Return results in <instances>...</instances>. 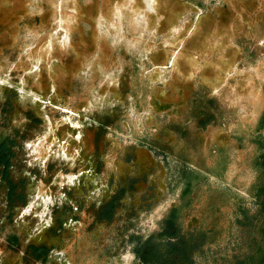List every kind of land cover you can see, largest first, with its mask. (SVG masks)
Wrapping results in <instances>:
<instances>
[{
	"label": "rangeland",
	"instance_id": "1",
	"mask_svg": "<svg viewBox=\"0 0 264 264\" xmlns=\"http://www.w3.org/2000/svg\"><path fill=\"white\" fill-rule=\"evenodd\" d=\"M17 129L13 262L142 264L181 204L212 234L196 264H236L263 237L264 0H0V140Z\"/></svg>",
	"mask_w": 264,
	"mask_h": 264
},
{
	"label": "trees",
	"instance_id": "2",
	"mask_svg": "<svg viewBox=\"0 0 264 264\" xmlns=\"http://www.w3.org/2000/svg\"><path fill=\"white\" fill-rule=\"evenodd\" d=\"M19 135L20 130L17 129L13 134H6L0 140V174L2 181L8 185V205L6 208L11 213L14 211L17 200L22 201L24 205L27 204V198L22 188L24 180L22 177L15 179L11 170L14 166L18 165L19 159H16L15 144L18 141ZM260 160L264 165V153L261 155ZM19 187L22 189V192L17 191ZM258 187L257 200L262 211H264V183L259 184ZM117 199L118 197L115 195L110 201L105 202L101 206L102 215L110 216ZM180 208L181 204L171 206L161 221V229L137 244V255L142 264H196L193 258L194 250L201 247L206 238H212V234L211 236L207 235L206 231L198 230L193 225H188L187 229H183L178 220ZM261 230L263 233L261 240L253 241L256 249L252 253L245 252L244 254L239 253L235 255L234 260L236 264H261L263 262L264 221ZM224 262L229 264V259H224Z\"/></svg>",
	"mask_w": 264,
	"mask_h": 264
},
{
	"label": "crops",
	"instance_id": "3",
	"mask_svg": "<svg viewBox=\"0 0 264 264\" xmlns=\"http://www.w3.org/2000/svg\"><path fill=\"white\" fill-rule=\"evenodd\" d=\"M11 250L12 248L8 247L7 244H5L3 248L0 247V264H77L76 262L65 256L66 253L64 251H56L57 255L53 254L52 260H47L50 259L49 254H44V251H42L41 249L36 251L35 254L33 252L29 253V255L21 250L16 255L13 262Z\"/></svg>",
	"mask_w": 264,
	"mask_h": 264
},
{
	"label": "bare ground",
	"instance_id": "4",
	"mask_svg": "<svg viewBox=\"0 0 264 264\" xmlns=\"http://www.w3.org/2000/svg\"><path fill=\"white\" fill-rule=\"evenodd\" d=\"M148 1H151V0H148Z\"/></svg>",
	"mask_w": 264,
	"mask_h": 264
}]
</instances>
